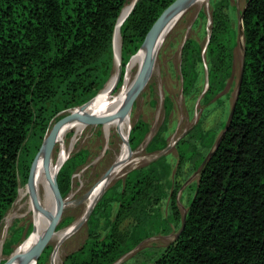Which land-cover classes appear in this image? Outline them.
Returning <instances> with one entry per match:
<instances>
[{
    "label": "trees",
    "instance_id": "16d2710c",
    "mask_svg": "<svg viewBox=\"0 0 264 264\" xmlns=\"http://www.w3.org/2000/svg\"><path fill=\"white\" fill-rule=\"evenodd\" d=\"M127 1L0 0V222L28 187L20 188L29 181L33 161L51 132L54 119L90 101L110 79L118 18H124L137 0H132L124 12ZM175 1L138 0L126 16L120 31L122 76L117 89L123 86L113 96L119 65L109 95L94 112L110 104L103 114L118 110L119 96L138 55L127 69L131 57L138 53L155 22ZM247 3L243 15L242 82L229 128L194 184L180 235L153 260L138 264H264V0ZM210 4L215 13L205 52L209 89L200 97L199 124L223 104L221 99L212 104L211 99L222 91L231 72L232 52L238 38L230 14L220 15L217 2L211 0ZM200 20L207 21L204 12ZM184 48L189 59L195 51L199 52L197 42L190 37ZM183 76V94L190 97L198 90V77L188 67ZM88 124L81 118L71 132L77 133ZM145 129L141 122L131 130L133 149L145 139ZM152 145L156 146V142ZM191 145L190 137L179 142L182 160L189 158ZM212 149L192 172L201 168ZM87 157L88 153L81 151L61 167L57 180L63 198L69 194L74 174L86 164ZM40 172L37 168V178ZM145 181L143 176L124 197L122 211L139 198ZM65 234L64 228L53 239L58 243ZM126 243L114 231L102 239L90 237L62 264H115L134 248ZM50 253H42L37 264H45Z\"/></svg>",
    "mask_w": 264,
    "mask_h": 264
},
{
    "label": "rangeland",
    "instance_id": "374dc122",
    "mask_svg": "<svg viewBox=\"0 0 264 264\" xmlns=\"http://www.w3.org/2000/svg\"><path fill=\"white\" fill-rule=\"evenodd\" d=\"M210 1L206 0L202 4L194 5L183 13L161 42L153 75L128 113L130 125L127 132V145L124 148H122L125 143L124 136L117 129H113L116 123L109 126L112 130L109 135L105 133L103 124H98L89 126L78 136V139L73 141L74 133L71 132L73 125L68 133L60 138V140H66L67 149L71 150L68 158L81 151L88 153L86 164L74 174L73 186L64 198L65 201L71 196L75 202L83 199L112 167L121 150L129 149L135 155L91 207L82 229L61 244L58 264H62L67 255L79 250L90 237L102 239L110 231H114L124 239L127 242L126 246L134 247L115 264L123 262L134 264L136 260L137 264L151 261L160 250L166 248L178 237L189 210L194 184L199 178V170L195 172L192 170L210 147L214 149V145L224 131L237 98L244 63V39L243 41L241 39L240 24L241 13L248 0H214L217 2L218 13L230 14L235 21L238 38L232 52L231 72L226 77L222 91L211 99L212 104L219 99L223 104L213 109L199 124L202 115L200 97H204L209 89L205 48L210 40L215 13ZM201 12L207 16V21L200 20ZM197 20H199L198 23H196ZM188 37L194 39L199 46V52L195 51L193 58L190 59L189 53L184 48ZM186 67L195 77H198V90L190 97L183 94V75ZM125 77L126 73L122 84ZM117 91H114L113 95ZM73 111L75 110L60 113L54 119L51 130ZM115 113L117 112L112 114ZM141 122L147 129L145 139L133 149L130 144V133L133 127ZM223 122L225 124L222 125ZM189 137L192 141L189 158L182 160L178 148L179 142ZM154 142L156 146L152 145ZM59 149L57 144L53 153L55 158ZM165 150L168 151L164 153ZM143 176L146 177V185L139 198L133 200L122 211L121 203L124 197L132 192L134 185ZM27 185H22L20 188ZM102 200L101 208L94 214L92 221V213ZM18 209L15 210L17 214L8 226L3 223V219L0 222V244L3 242L0 257L3 263L24 240L35 233V223L31 215L25 212L20 213ZM80 212L81 207L66 208L56 232L65 228L67 234L70 224ZM64 237L58 243L51 239L44 250V252L46 250L51 252L45 264H52V255Z\"/></svg>",
    "mask_w": 264,
    "mask_h": 264
},
{
    "label": "bare ground",
    "instance_id": "6f19581e",
    "mask_svg": "<svg viewBox=\"0 0 264 264\" xmlns=\"http://www.w3.org/2000/svg\"><path fill=\"white\" fill-rule=\"evenodd\" d=\"M206 0H198L196 1L194 5H199L202 4ZM137 2V1H136ZM132 3V0H128L124 12L130 7ZM134 7V6H133ZM124 8V7H123ZM204 8V7H203ZM133 9V8H132ZM131 9V10H132ZM123 10V9H122ZM131 10L127 13V15L121 17L119 22L117 23V29H116V46H115V37H114V47H115V54H116V60H115V71L112 73V76L110 77L109 81L107 84L104 86V88L94 97L92 98L86 105L85 107L83 106L79 110L75 112H79L82 114H91L94 117L98 118H103V117H111L108 121L103 123V129L107 135L112 131L109 126L112 123H116V127L113 129H117L125 138V143H123L122 148L126 146L127 143V135H128V129L130 125V118L128 115H120L119 112L122 109V107L125 105L128 97H129V92L131 89V86L133 82L136 79L137 76V71L139 72L140 69L142 68L145 58L147 56V51L145 49H142L138 56L135 59L134 66L131 68L129 77L123 87V90L121 92V95L119 96L118 99V104L119 108L116 111L117 113L115 114H103L105 113L111 106L110 105H105L104 107L100 108L99 110L95 111L99 106H101L107 96L110 93L111 85L113 82V79L116 75V72L119 68V65L121 64V26L126 18V16L129 15ZM122 12V11H121ZM124 15V13H123ZM189 15V14H188ZM121 16V14H120ZM180 14H178L173 21L171 22L169 28L165 31L161 39L159 40L154 52H153V60L151 63V70L149 72V78L152 77L153 72L155 70V64L157 60V52L159 49V46L163 39L166 37V35L169 33V30L172 28L174 23H176L179 18ZM240 24V23H239ZM241 39L243 41L244 35L243 31L241 30ZM141 65V66H140ZM140 66L139 70L138 67ZM121 67V66H120ZM120 75V69L116 78L115 86L113 89L114 91H117L118 89V84L120 81L119 78ZM122 75H120L121 77ZM121 88V87H120ZM119 88V89H120ZM118 92V91H117ZM116 92V93H117ZM114 96V95H113ZM89 104V105H88ZM74 112V111H73ZM70 112V113H73ZM81 118L74 119L66 123L61 131L59 132L58 135V145H59V152L57 154V158H55L54 154L51 160L50 165L46 166L44 163V154L40 153L36 159L35 166L32 172V176L30 179V182L28 183V187L23 190V192L18 196L14 204L12 205L13 208L9 211L7 215L4 216L3 218V223H5L6 226H8L13 218L16 216L17 211H15L17 208L20 213L25 212L26 214H30L33 220L34 225V235L26 240H24L15 250L14 254H20L25 251H28L31 249L35 243L43 236L44 232L47 230L48 226L52 222V219L56 216L58 212L57 208V201L53 195L52 192V181L57 173L58 168L63 164L64 160L68 157L70 153V149H67L66 146V140H60L65 134L68 133V131L72 128V126L78 122ZM89 126H95L93 124H88L85 127H83L81 130H79L77 133L72 134L73 136V141L78 139V136L81 135L85 130L89 128ZM175 137V136H174ZM77 142V141H76ZM134 152L129 151V149H123L121 150L117 160L115 163L112 165V167L102 176V178L93 186V188L86 194V196L78 201H73V196L68 198L66 201H64V207L63 210L70 206H75V207H81V212L78 214L77 218L70 224V228L64 237V239L61 241V243L57 246L55 249L53 255H52V264H58L59 261V249L60 246L63 242H65L67 239L71 238L75 234H77L82 227L84 226L88 214L90 212L91 207L96 203V201L103 195V193L106 191V189L112 184V182L115 180V178L122 172V170L132 161V158L134 156ZM43 166L42 170L41 167ZM38 168V173L39 177L35 176V172ZM35 177V178H34ZM50 213H49V211ZM15 211V213H14ZM14 213V214H13ZM37 224V225H36ZM56 234V233H55ZM54 234V235H55ZM53 235V237H54ZM52 237V239H53ZM3 246V242L0 244V248ZM1 262V257H0V264ZM34 264V263H31Z\"/></svg>",
    "mask_w": 264,
    "mask_h": 264
},
{
    "label": "water",
    "instance_id": "95a60500",
    "mask_svg": "<svg viewBox=\"0 0 264 264\" xmlns=\"http://www.w3.org/2000/svg\"><path fill=\"white\" fill-rule=\"evenodd\" d=\"M198 1V0H176L173 4H171L163 13L162 15L158 18V20L155 22V24L153 25V27L151 28V30L149 31L144 44L142 45L141 49L138 51V53H136L135 55H133L127 65V69L129 64L133 61V59L140 53V51L142 49H145L147 51V56L145 58V62L142 66V68L140 69V71L138 72L135 81L133 82L130 92H129V97L125 103V105L122 107V109L120 110L119 114L124 116V115H128V113L130 112L135 100L137 99L138 95L142 92V90L144 89V87L146 86V84L149 81V72L151 70V63L153 60V52L159 42V40L161 39V37L163 36V34L165 33V31L169 28L171 22L173 21V19L180 14L181 16L183 15V13H185L189 8H191L193 6V4ZM138 2V0H137ZM137 2L135 3L133 9L135 8ZM248 3L246 4L245 8L247 7ZM245 8L243 9L242 13H241V24H240V30L243 31L244 34V26H243V15L245 13ZM133 9L131 10V12L133 11ZM130 12V13H131ZM129 13V15H130ZM121 14V13H120ZM128 15V16H129ZM180 16V17H181ZM120 17V15H119ZM119 20V18H118ZM126 20V19H125ZM241 32V31H240ZM115 33H116V29H115ZM115 37V34H114ZM122 40V38H121ZM209 43V41H208ZM113 47H114V39H113ZM121 52H122V44H121ZM205 52H206V48H205ZM122 55V54H121ZM115 60H116V54H115V47H114V64H115ZM120 75H122V57H121V64H120ZM126 74H127V70H126ZM119 75V78H120ZM242 75H243V69H242ZM242 75L240 78V82H239V86H238V94L240 91V86H241V82H242ZM109 81V80H108ZM237 94V96H238ZM237 100V98H236ZM89 102V101H88ZM87 102V103H88ZM87 103L83 104L82 106L76 107L72 110H77L83 106H85ZM234 109H235V104L232 108V111L230 113L229 119L226 123V126L224 128L223 133L221 134L220 138L218 139L214 149L212 150V152L208 155V157L206 158L205 162L203 163V165L201 166V168L199 169V174L201 172V169L203 168L204 164L206 163V161L211 157V155L217 150V148L219 147L224 134L226 133V131L229 128V125L231 123L233 114H234ZM73 112L70 113L68 116H66L63 120H61L56 126L55 128H53L51 130V132L46 136L44 142L42 143V146L39 150V152L37 153L33 164L31 166V172H30V177H29V181L31 179L32 176V172L35 166V162L36 159L38 157V155L40 153L44 154V161H45V165L48 166L51 163L52 157H53V153L55 150L56 145L58 144V135L59 132L61 131V129L63 128V126L68 123L71 120L74 119H78V118H84L86 119L90 124L93 125H98V124H103L106 121H108L109 119H111V117H103V118H98V117H94L92 115H86V114H82L79 112ZM168 150H165L164 153H166ZM68 159V157L64 160L63 164L65 163V161ZM63 164L58 168L57 173L51 183L52 185V192L53 195L57 201V208H58V212L56 214V216L52 219V222L50 223V225L48 226L47 230L44 232L43 236L35 243V245L29 249L28 251H25L23 253L20 254H12L10 256V258L8 260H6V262H4L3 264H37L40 256L42 255V253L44 252L45 248L47 247V245L49 244V242L51 241L53 235L56 233V228L61 220L62 214L64 212L63 207H64V198L61 195L60 189H59V185H58V173L61 169V167L63 166ZM28 181V183H29ZM27 185V184H26ZM185 222H186V218L184 219L181 231L184 229L185 227ZM180 231V233H181ZM179 233V235H180ZM178 235V236H179Z\"/></svg>",
    "mask_w": 264,
    "mask_h": 264
}]
</instances>
